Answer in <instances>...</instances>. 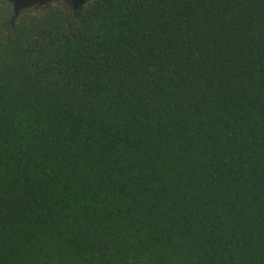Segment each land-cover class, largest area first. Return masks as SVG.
<instances>
[{
  "label": "trees",
  "instance_id": "trees-1",
  "mask_svg": "<svg viewBox=\"0 0 264 264\" xmlns=\"http://www.w3.org/2000/svg\"><path fill=\"white\" fill-rule=\"evenodd\" d=\"M0 264H264V0H0Z\"/></svg>",
  "mask_w": 264,
  "mask_h": 264
},
{
  "label": "water",
  "instance_id": "water-1",
  "mask_svg": "<svg viewBox=\"0 0 264 264\" xmlns=\"http://www.w3.org/2000/svg\"><path fill=\"white\" fill-rule=\"evenodd\" d=\"M13 6L14 17L18 16L20 12L30 8H39L47 6L50 3L57 2L59 0H6ZM85 0H69V4L74 10L79 9Z\"/></svg>",
  "mask_w": 264,
  "mask_h": 264
}]
</instances>
